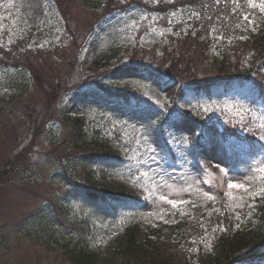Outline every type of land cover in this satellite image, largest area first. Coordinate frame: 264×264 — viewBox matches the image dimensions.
<instances>
[{
	"label": "rangeland",
	"instance_id": "obj_1",
	"mask_svg": "<svg viewBox=\"0 0 264 264\" xmlns=\"http://www.w3.org/2000/svg\"><path fill=\"white\" fill-rule=\"evenodd\" d=\"M101 1L94 10L78 0H0V47L13 44L9 51L16 57L6 60L0 54V264H68L61 248L73 249L76 237L54 225L47 206L62 188H69L61 187L59 182H69L59 172L74 164L63 159L73 152L89 153L90 143L102 137L116 142L125 162L93 164L92 180H103L101 175L125 179L145 200L136 214L124 208L112 215L98 199L74 200L80 195L72 192L70 217L88 219V247L99 251V264L116 260L121 231L132 220L151 232L176 226V214L193 210L203 217L200 221L196 216L197 225L204 223L201 237L190 240L181 230L178 236L172 234L175 242L180 238L175 264H192L201 249H212L213 235L222 230L211 228V217L241 220L264 197V152L244 160L237 141L222 132L227 128L241 136L264 135L259 122H264V109L246 103L251 92L223 93L221 83L209 96L181 87L237 73L235 53L225 52L235 66L231 72L214 62L217 50L205 56L190 43L176 41L177 28L184 32L193 20H183L192 17L190 11L171 12L164 6L174 0H137L144 6L131 11L132 0H108L110 6ZM257 28L255 20L248 31ZM116 45L120 52L113 57L109 50ZM19 47L23 50L16 53ZM26 50L30 57L23 56ZM158 71L179 84L159 77ZM99 82L133 91L148 106L139 107L135 98L130 104L108 99L109 92L95 85ZM57 85L66 92L55 101ZM59 113L71 115L70 120L61 121ZM171 113L174 119L165 124ZM84 116V145L76 151L70 123ZM47 121L43 135L39 124ZM198 125L203 132L197 131ZM167 141L178 154L175 162L165 149ZM199 142L201 146L195 144ZM12 167L14 174H7ZM230 183L244 187L230 188ZM158 238L155 234L154 240Z\"/></svg>",
	"mask_w": 264,
	"mask_h": 264
},
{
	"label": "trees",
	"instance_id": "obj_2",
	"mask_svg": "<svg viewBox=\"0 0 264 264\" xmlns=\"http://www.w3.org/2000/svg\"><path fill=\"white\" fill-rule=\"evenodd\" d=\"M81 1L83 4L93 8L100 7L103 4V1L99 0L97 3L92 0H78ZM90 1L93 2L90 3ZM111 1V0H110ZM116 1V0H115ZM137 0H132L131 2H134ZM118 2V1H117ZM141 2V1H140ZM138 4H140L137 1ZM235 1L233 0H176L174 4V7L178 5H182L183 7H186L185 10H192L194 11L195 15H200L201 19L203 17L207 16V11L214 10V6L220 9V11L223 12H232L234 10ZM136 4V3H135ZM107 6H110L111 3L106 2ZM117 7V4H115ZM218 11V10H217ZM219 12V11H218ZM107 15V14H106ZM104 15V16H106ZM235 15L231 14V20L233 23H235ZM258 33L252 34L251 37H249L246 41L239 42L241 46H238V48L233 47L230 45V47H227L225 45H219L216 47L217 51H219V59H216L214 62L218 63V66H226L227 69H230L232 72L234 67L231 64L230 57L225 52H233L235 53V58L238 61V63L242 60H244V54L249 52L251 50L254 52L252 55L251 63L248 61L245 63V66H239L236 68L237 73H244L245 75L249 76L250 74L254 73L257 70L262 67L261 63L258 64L257 60L258 57L264 55V12H262V15L258 17ZM103 19V18H102ZM201 24H203V28L198 29L197 36L190 37V35L182 37L184 39L182 40H176L178 42H184V43H190V45L194 46L199 50L200 53L203 54L205 52L206 48H210L209 46L212 45L211 40H205L201 41L199 38L202 35H205L208 33V21L203 20L201 21ZM197 27H201L200 24H196ZM174 43L172 42V45ZM246 47V48H245ZM9 49L11 48H2L0 47V54H3L4 57H6V60H16V57L12 56ZM20 50H23L22 47H19L15 52L19 53ZM25 50V49H24ZM110 55L113 57L119 56L118 53L120 52L119 47L116 45L114 47L110 48ZM126 53V50H125ZM239 53L241 55H239ZM31 52L26 50V53L23 54L25 57H30ZM14 66H21V65H14ZM245 68V69H241ZM252 70V71H251ZM242 72V73H241ZM187 74V73H186ZM188 75V74H187ZM189 76V75H188ZM35 78V77H34ZM230 81L227 80L225 82V86L228 88L230 86ZM196 86V90H207L211 88L213 84H203V82H198ZM97 87L106 90L105 86H102L99 83H96ZM99 85V86H98ZM210 86V87H209ZM112 91L111 89H109ZM66 92V91H65ZM65 92H63V89L57 85L54 88V93H57L56 100L60 98L61 100L65 96ZM67 94V93H66ZM110 96L112 97H119L118 95L110 93ZM127 98V96H124ZM52 102V101H51ZM56 114V113H55ZM59 118L61 121H69L70 118L68 116H65L61 113H59ZM49 121L47 122H41L39 124V131L44 135L47 131V128L49 126ZM84 123L83 119H73V121L70 123L71 127L74 129L75 134V140L73 148L78 151L84 144H83V127L82 124ZM90 147H93L92 151L89 153H83L79 154L78 152H73V155L68 156L67 159H63L62 163H72L74 166H66L59 172V177L63 176L65 179V182L68 184L66 185L64 183H60L61 187H69L72 188L74 185L77 187H94L97 190H100L101 192H107L110 193L113 190H111V186L104 185L105 182L97 183L92 185V181L85 180L86 177L89 176V171L93 169V164L91 161H89L90 158H94L98 160L100 157H112L115 159H119V155L110 149V147L106 143H100L98 141L92 142L89 145ZM21 164V163H20ZM19 164V165H20ZM26 164V163H25ZM25 167L30 168L29 165H25ZM18 166V164H17ZM17 168V167H16ZM26 169V170H27ZM25 170V171H26ZM89 170V171H88ZM15 172V169L12 167L7 172L9 175H13ZM70 172H73L70 174ZM91 175V174H90ZM8 176V175H7ZM6 180V179H5ZM74 184V185H73ZM67 190H64L62 188V193L60 197H63L65 195V192ZM69 191V190H68ZM60 197L56 199H51L48 205V210L51 215V213L54 216V223L58 222L60 225H66L63 223V215L65 214V203L63 202V199ZM68 207V206H67ZM193 213V211L191 212ZM195 213V212H194ZM181 217V214H177V217ZM188 216L192 217L193 219H190ZM183 215L181 218V223H177L176 226L166 227L163 226L161 229L153 230L154 234H157L159 238L157 241L155 240H149L145 244H137L133 240L132 235H124L121 236V248L116 250V260H113L110 264H175L176 260L178 259L177 254L179 253V242H175L177 240L172 238V234H176V236L180 235L181 232L185 235V237H188L190 240H193L194 238H197L201 235L198 232L202 230L201 225H197L196 216L193 215ZM226 216V215H225ZM252 218L250 220H244L245 222L240 227H235L237 225L236 221L229 220L228 218H223L222 216H217L214 219V225L211 226L213 229L214 227H221L224 226L226 228V231L221 233H217V238L214 242V248L212 250V253H200V257H198V260L196 261V264H236L241 263L250 259H253L255 257H264V200H260V203L256 208H254V213L252 214ZM224 223V224H223ZM226 224V225H225ZM73 228H77L78 225L72 226ZM211 229V230H212ZM170 230V232H169ZM129 234H132L131 231H129ZM175 236V237H176ZM177 239V238H176ZM62 253L64 254V260L68 264H99V251H92L89 252L86 249L76 246V248L69 249L68 246H65L64 248H61ZM174 253V254H173ZM181 259L183 258L180 256ZM184 264H190L189 262H185ZM194 264V263H192Z\"/></svg>",
	"mask_w": 264,
	"mask_h": 264
},
{
	"label": "snow or ice",
	"instance_id": "obj_3",
	"mask_svg": "<svg viewBox=\"0 0 264 264\" xmlns=\"http://www.w3.org/2000/svg\"><path fill=\"white\" fill-rule=\"evenodd\" d=\"M261 11L264 12V4H261ZM221 171H224V169H221ZM229 187L230 188H243L244 186L242 184L230 183ZM170 203L175 205V201H170Z\"/></svg>",
	"mask_w": 264,
	"mask_h": 264
}]
</instances>
